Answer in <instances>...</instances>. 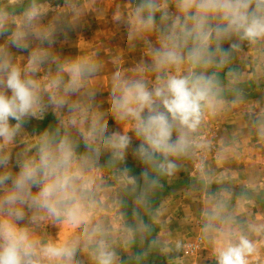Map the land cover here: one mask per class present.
<instances>
[{
    "label": "clouds",
    "instance_id": "1",
    "mask_svg": "<svg viewBox=\"0 0 264 264\" xmlns=\"http://www.w3.org/2000/svg\"><path fill=\"white\" fill-rule=\"evenodd\" d=\"M93 3L0 0V264H124L125 256L146 264L170 253V241L152 235L164 216L153 197L205 147V122L243 105V86L264 80V0H139L113 19L129 42L144 43V59L112 74L104 109L94 86L102 64L53 48L65 27L82 30ZM241 57L246 71L233 68ZM49 113L54 126L27 130ZM253 127L264 142V109ZM199 180L215 264H254L264 223L241 222L231 189L208 191L215 180L206 170ZM44 222L70 231L44 240L36 231Z\"/></svg>",
    "mask_w": 264,
    "mask_h": 264
},
{
    "label": "crops",
    "instance_id": "2",
    "mask_svg": "<svg viewBox=\"0 0 264 264\" xmlns=\"http://www.w3.org/2000/svg\"><path fill=\"white\" fill-rule=\"evenodd\" d=\"M122 38H124V41L121 43ZM126 39V36H121V44L115 48H110L109 45H106L104 40H99L102 41L100 46L103 49H99L98 54L93 56L103 66L100 74L94 81V86L97 87L101 93L104 92L105 96L108 98L112 74L118 70L130 74V70L144 59L145 45L135 46V44L131 42L126 43ZM2 43H4V37H0V44ZM82 44L80 47L79 45H73L71 48L72 50H74L75 47L79 49L83 46ZM107 46L108 48L106 49L105 47ZM122 46L125 47V50ZM11 51L17 55L27 56L28 54L27 51H22L15 47H12ZM77 56H90V52L84 54L82 51L81 54ZM246 63L247 58L241 57L233 65V68L237 71H246ZM253 84L257 83L250 80L249 83L243 87H245L244 89H250ZM245 97L246 101L243 105L226 109L215 118L208 119L200 129L199 135L201 138L208 137L210 134L215 138L217 149L215 153L217 154L212 158L209 157L201 166L197 164L195 160L196 157L183 161V167L178 175L171 180H164L163 189L159 194L153 197V207L162 208L164 216L163 222L155 225L152 235L155 236L157 233H162V238L170 241L172 251L166 255L153 253L148 257L146 264H215V259L212 256V246L203 238L201 232L203 224L202 211L206 207L204 185L199 180L202 170H206L214 176L215 182L210 185L208 191L216 192L221 186H230L233 194L231 204L238 219L242 221L244 219L245 222H249L253 212V209L249 206L251 204L249 201L252 200V198L253 200L255 198L257 201L263 200L264 204V197H262L264 193V161H261L263 163H257L255 166L246 163L243 158L240 159L239 156H237L238 153L243 151V146L241 145L243 142L237 138L248 136V130H246L245 126L250 125L249 116H255V113H259L261 109H264V92L257 90L253 92L252 96L245 94ZM98 103L105 105V103L108 102ZM46 118L45 121L50 118L56 121L53 114H48ZM32 121L33 124H30ZM32 121L26 125L29 132L35 130V132L39 133L45 129L42 127L44 121L42 123L41 121ZM109 129H120V126L115 124L110 117ZM253 129L255 128L253 127ZM256 134V130H253L251 133L252 136ZM223 137H227L229 140L228 143L224 145L221 143ZM204 143L206 144V142ZM257 143L263 144L260 140ZM204 152H207V150ZM222 153L225 154L220 156ZM262 154H264V152H262ZM103 162L104 160H102V163ZM127 165L131 169L132 175H140L142 167L137 161L132 159L131 156L128 158ZM251 168L257 170V173H254L257 174L258 177L256 181H251L249 179ZM253 185L257 187V190L259 189V192L255 196H249L247 190L253 187ZM234 188L238 193L235 194ZM126 211L129 219H131V202H129ZM255 215L259 217L258 221L264 223L263 207L261 208L258 206L257 213H255L254 216ZM61 228L63 230H60ZM36 231L44 240H55L58 236L63 237L66 235L70 231V227L54 226L49 222H44L37 226ZM199 236L203 238L201 244L195 242V238ZM262 236L264 237V235ZM176 243L180 244L179 249H176ZM191 244L194 245V249L197 248L199 250L198 254H186L183 251L184 246L187 245L189 247L192 246ZM195 244L197 246H195ZM133 251L137 253L140 251L138 244L134 247ZM159 258L162 260H159ZM81 259H84L85 264H87L84 257H81ZM259 260L260 264H264V239L263 251L259 254ZM124 264H145V262H137L125 256Z\"/></svg>",
    "mask_w": 264,
    "mask_h": 264
},
{
    "label": "rangeland",
    "instance_id": "3",
    "mask_svg": "<svg viewBox=\"0 0 264 264\" xmlns=\"http://www.w3.org/2000/svg\"><path fill=\"white\" fill-rule=\"evenodd\" d=\"M50 2L53 5H56V4H62L63 0H50ZM81 2L83 3L84 0H81ZM138 3L139 0H94L88 18L81 21V24L83 25L82 30L75 31L65 27L62 32L58 33L57 42L53 45V48L56 50V52H58L61 55L62 58H72V57H76L78 54H81L82 51L84 54L90 52V56H94L98 54V50L103 49L100 46V43L102 41L99 40H104L106 45H109L110 48L118 47V45H120L124 41V38H122L120 43L121 36H126L127 39L125 41L126 43H129L126 26L123 24V22L115 21L113 19V15L117 10H119L126 17L127 14L131 11V9ZM25 4H27V0H25ZM131 43L135 44V46L144 45L142 41H137V40H134ZM81 44L83 45L81 48L77 49V47H75L74 50H72L71 47H73V45H79L80 47ZM105 48L107 49L108 46ZM122 48L124 49L125 47L122 46ZM221 78H223V73L221 74ZM251 87L252 88L250 89H245L246 95L252 96L253 92L254 91L256 92L257 90L264 92V80L260 81L257 84H253ZM108 100L109 98L105 96L104 92L103 93H101L100 91L97 92L96 95L97 102H108ZM103 107L104 109H107L108 103H105ZM249 117H250L249 120L250 125L245 126L246 130H248V136L237 138L243 142L241 143V145L243 146V151L238 153L237 156H239L240 159L243 158L246 161V163L256 166L257 163H263L261 161H264L263 158L264 154H262V152H264V142L263 144H258L257 142L259 141V138L257 134L253 136L251 135L253 130L254 131L256 130L253 129L252 126L253 122L255 121V116L250 115ZM46 119L47 118H45V120ZM45 120H43L44 122L41 121V123L43 122V126H42L43 128L47 126H54L55 120H53L52 118H50L47 121ZM30 124H33V121L30 122ZM202 140L206 142L205 147L197 153L195 158L197 164H200V166L209 157L212 158L214 155L217 154L215 153V151L217 150L215 138L211 134L208 137H203ZM221 141H222L221 143L224 145L225 143H228L229 140L227 137H223ZM205 150H207V152H204ZM224 154L225 153H222L220 156ZM254 173H257V170L251 168L249 174V179L251 181H256L258 178L257 174ZM226 187L230 188V186H226ZM247 191L249 196H255L258 194L259 189L257 190V187L253 185V187H250V189H248ZM234 192L235 194L238 193V191H235V188H234ZM262 197H264V193ZM250 201L251 204L249 206L250 208L253 209V212L249 219V222L262 224L263 223L262 221H258L259 217L256 216L257 214L255 216L254 214L257 213L258 206L264 208L263 200L257 201L255 198L254 200L252 198V200ZM240 221L245 222L244 219L243 221L242 220ZM255 239L261 241L260 243V254H261L263 251L264 237L262 236L261 239V236H258L255 237ZM195 242L197 244L198 243L201 244L203 242V238L199 236L195 238ZM191 245L192 246L189 247L187 245L184 246L183 251L186 254H190V253L198 254L199 250L197 248L194 249L193 244ZM195 246L197 245L195 244ZM259 261L260 260L258 256V258L254 261V264H260Z\"/></svg>",
    "mask_w": 264,
    "mask_h": 264
},
{
    "label": "trees",
    "instance_id": "4",
    "mask_svg": "<svg viewBox=\"0 0 264 264\" xmlns=\"http://www.w3.org/2000/svg\"><path fill=\"white\" fill-rule=\"evenodd\" d=\"M159 192H160V191H159ZM159 192H157L156 194H159ZM156 194H155V195H156ZM159 260H162V259H161V258H159Z\"/></svg>",
    "mask_w": 264,
    "mask_h": 264
}]
</instances>
